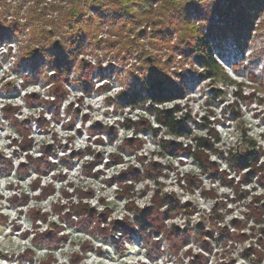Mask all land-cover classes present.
I'll return each mask as SVG.
<instances>
[{
    "label": "clouds",
    "instance_id": "clouds-1",
    "mask_svg": "<svg viewBox=\"0 0 264 264\" xmlns=\"http://www.w3.org/2000/svg\"><path fill=\"white\" fill-rule=\"evenodd\" d=\"M191 2L0 0V264H264V5L226 62Z\"/></svg>",
    "mask_w": 264,
    "mask_h": 264
},
{
    "label": "rangeland",
    "instance_id": "rangeland-1",
    "mask_svg": "<svg viewBox=\"0 0 264 264\" xmlns=\"http://www.w3.org/2000/svg\"><path fill=\"white\" fill-rule=\"evenodd\" d=\"M202 15L201 9L196 8L190 11L191 18H198ZM250 17L248 20H242L237 8L232 7V4L227 3L224 0H216L212 7V14L208 20V27L206 34L212 44L213 52L218 56L225 59L226 62L232 57V51L229 47V41L232 44H238L240 37L242 36L244 29L248 26ZM8 38L5 36L2 40ZM1 40V41H2ZM42 59L37 61L27 60L23 61L19 67V71H31L35 72ZM107 70H98L99 75H105ZM183 79L186 86H192L197 82L198 77L190 72L183 74ZM138 80H133L130 90L137 89L136 85ZM129 90V91H130Z\"/></svg>",
    "mask_w": 264,
    "mask_h": 264
},
{
    "label": "trees",
    "instance_id": "trees-1",
    "mask_svg": "<svg viewBox=\"0 0 264 264\" xmlns=\"http://www.w3.org/2000/svg\"><path fill=\"white\" fill-rule=\"evenodd\" d=\"M229 4H232V7L238 9L240 13V17L242 20H248L252 11L258 6V5H264V0H224ZM198 8V5L194 2L189 3L188 5L185 6L184 13H185V18H191L190 16V11L192 9ZM8 37L7 33L0 32V41L5 37ZM203 46L207 47L209 52H213V47L212 44L208 38V35L205 33L204 38L202 40ZM50 51V54L54 55L56 57L55 65L60 66L67 64L65 54L63 50L59 47H53ZM182 51L185 56L191 55V50L190 49H182L179 50ZM40 55L38 53H34L33 56L31 57L30 60L32 61H37L39 60ZM42 59V58H41ZM195 62L197 63H206L207 61L205 58L196 56L194 57ZM182 81L184 82L183 79V74L181 77ZM147 82L149 84V87L147 89L144 88L143 84L138 81L136 87L137 89L130 90L127 94L124 96L125 101H131L135 100L138 98L141 94H146V95H151L154 98H158L161 95H171V94H176L179 91V87L170 81L166 80L163 76H161L158 72L155 70L150 71L149 76L147 77ZM185 84V82H184ZM125 231H129L127 228L124 229Z\"/></svg>",
    "mask_w": 264,
    "mask_h": 264
}]
</instances>
